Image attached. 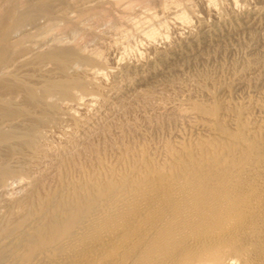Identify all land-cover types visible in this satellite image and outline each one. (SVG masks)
Masks as SVG:
<instances>
[{
    "label": "bare ground",
    "instance_id": "1",
    "mask_svg": "<svg viewBox=\"0 0 264 264\" xmlns=\"http://www.w3.org/2000/svg\"><path fill=\"white\" fill-rule=\"evenodd\" d=\"M151 2L0 0V264H264V146L250 140L264 116L234 134L212 111L187 112L202 138L158 157L114 142L134 120L89 125L85 111L111 99L121 116L139 103L149 120L170 112L153 87L123 94L128 76L107 82L103 52L89 47L107 24L101 45L129 39L125 18L149 43L165 19L190 27L177 0L159 13ZM134 7L143 16L130 18Z\"/></svg>",
    "mask_w": 264,
    "mask_h": 264
},
{
    "label": "rangeland",
    "instance_id": "2",
    "mask_svg": "<svg viewBox=\"0 0 264 264\" xmlns=\"http://www.w3.org/2000/svg\"><path fill=\"white\" fill-rule=\"evenodd\" d=\"M211 1L213 7L209 8L203 0H188L189 3L187 0H177L181 5L179 7L183 10L182 12L190 19V27H182L179 30L169 19H165L166 23L163 29L158 31L160 34L157 37L161 35V39L159 37L150 43L143 38L142 30L140 31L134 26L131 28L130 24L126 23L128 18L124 19L123 26L127 25L122 28H129L131 36L128 35L129 39L126 38L127 40L125 38L123 40L121 36L119 38L115 36L120 42L116 41L113 45L108 44L110 48L107 44L101 45L98 42L99 38H104L107 43L109 42L108 40L113 36L110 25L107 24V31H103L105 26L96 28L99 29L98 31L95 29L97 36L95 35V39H93L95 42L93 40L89 42V47L97 48L98 51L103 52L101 54L105 63L102 71L106 75L108 74L105 77L107 82L113 81L115 77L128 76L130 82H121L123 94H129L134 90H148L153 87L152 89L158 90L159 93L156 97V104L160 102L161 106H166L170 112L166 114L158 112V115L155 114L149 120L143 116L149 113L148 109L146 110L144 107V110L139 103L131 108L127 113L129 115L121 116L118 110L115 111L112 103L114 101L111 99V102L107 104L97 103L101 107H97L95 103L91 105L92 108L85 111L90 122L89 125L91 123L94 125L91 124L90 127H96L99 124L102 126V123L108 122L103 119L105 115L110 116L108 119L110 121L116 114L113 119H117L118 124H124L126 120V122L132 123L134 120L133 123H136L135 128H137L131 129V132L124 131L127 133H123V136L120 137L121 140L115 134L114 142L120 141L119 144H121L124 140L126 144L129 142L128 145L136 146L135 148L138 150L147 149L149 152L151 150L152 156L155 157L158 151V157L167 143L187 145L194 142L198 136L202 138L204 132L192 127L193 120L181 117L188 115L187 112H192L190 116L197 114L196 120L202 119L200 121H203L212 111L215 121L234 134L241 133L242 126L250 125L249 122L264 118V0H237V2L235 0V4L233 0ZM159 2L161 6L164 3L162 0H152L149 10L159 13L161 8ZM184 5L186 6L184 7ZM134 8L133 16L130 18L143 16L145 11L139 7ZM121 42L124 45H121ZM125 45L128 48L123 52ZM143 111H148V113H143ZM174 112H177L179 116L176 117ZM146 120L149 122L147 123ZM224 123L227 127L223 125ZM124 136L127 140L129 136L133 139L130 137V141H127ZM259 136L250 140L264 146V136L261 135V138ZM108 155L106 161L111 163V160L115 159V154L110 152Z\"/></svg>",
    "mask_w": 264,
    "mask_h": 264
},
{
    "label": "clouds",
    "instance_id": "3",
    "mask_svg": "<svg viewBox=\"0 0 264 264\" xmlns=\"http://www.w3.org/2000/svg\"><path fill=\"white\" fill-rule=\"evenodd\" d=\"M237 6H239V5L237 4Z\"/></svg>",
    "mask_w": 264,
    "mask_h": 264
}]
</instances>
